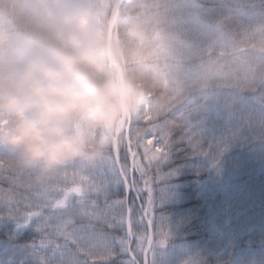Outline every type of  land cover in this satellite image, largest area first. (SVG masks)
Wrapping results in <instances>:
<instances>
[{"label": "trees", "instance_id": "1", "mask_svg": "<svg viewBox=\"0 0 264 264\" xmlns=\"http://www.w3.org/2000/svg\"><path fill=\"white\" fill-rule=\"evenodd\" d=\"M92 3L95 21L107 34L106 22L111 10L105 11L104 5L99 10L101 0H92ZM196 16H201L202 23H196ZM217 29L229 41L227 38L217 40ZM112 47L118 53L120 67L137 78V88L144 93L140 114L130 122L129 139L134 140L137 134L145 136L149 130L170 121L179 124L181 116L188 117L200 109L211 93L206 88L208 72L203 69L208 66L209 70L217 61L222 65L226 79L222 86L226 99L236 95L235 106L251 117L261 110L259 100L264 97V0H152L151 6L145 0H123ZM245 74L249 77L248 84L237 90L236 84ZM226 122L228 120L224 119L223 132H230L231 139L228 142L222 137V142L227 141L228 146L217 147L211 137L203 139V144L211 151H195L178 145L162 171L174 174L171 182L180 186L177 192L182 193L183 201H186L182 205L192 208L194 221L184 238L186 243H197L202 264H249L253 256L259 260L258 264H264V130L255 123L246 133L247 141L243 134L235 135ZM178 134V129L173 132L174 137ZM124 144L120 149L121 157ZM223 148H226L224 157L229 158L230 165L234 171L239 170V175L233 179L225 176L222 183L213 180L216 173L213 167L219 162L216 152ZM0 149L7 150L3 146ZM130 161L131 158L129 166ZM157 177L153 175V188L158 194L163 184L157 183ZM132 179L145 188L138 171H132ZM225 188L233 194L232 204L226 208L219 193ZM123 189L113 187L107 194L108 203L126 198ZM141 195L144 200L140 201L146 206L147 192ZM132 197L137 207L132 208L133 220L134 214L137 212L139 216L140 213L136 198ZM104 199L102 195L97 202L103 206ZM179 205L180 202L166 204L164 213H175ZM125 206L119 210L121 206L115 205L113 214L119 218L123 212L127 220ZM207 215L217 218V227L206 232L202 219ZM116 229L119 228L105 230L111 231L113 236L119 235V231L125 236L126 226L115 233ZM37 239L38 233L33 226L20 227L16 220L0 215V264H35L32 245ZM217 241L230 247L231 257L217 258L213 251ZM201 249L209 253H202Z\"/></svg>", "mask_w": 264, "mask_h": 264}, {"label": "clouds", "instance_id": "2", "mask_svg": "<svg viewBox=\"0 0 264 264\" xmlns=\"http://www.w3.org/2000/svg\"><path fill=\"white\" fill-rule=\"evenodd\" d=\"M137 85L92 0H0V146L38 182L109 154L98 133L136 105Z\"/></svg>", "mask_w": 264, "mask_h": 264}, {"label": "snow or ice", "instance_id": "3", "mask_svg": "<svg viewBox=\"0 0 264 264\" xmlns=\"http://www.w3.org/2000/svg\"><path fill=\"white\" fill-rule=\"evenodd\" d=\"M259 107L264 110V97L259 100ZM206 110L207 107L201 111ZM179 119V124L170 121L134 142L130 138L124 144L123 157L121 146L117 145L92 166L73 162L39 182L31 171L19 167L12 153L0 149V215L16 220L20 227L35 228L38 233L32 245L35 264H97V261L100 264H156L155 249L158 245L166 246L169 233L158 227L153 216L152 173L162 177V170L170 163L178 145L195 151H211L202 143V124L194 123L193 117ZM177 129L179 134L174 137ZM141 156L146 163L141 162ZM132 171L139 172L145 188L131 179ZM120 185L126 193L134 188L137 200H144L141 193L147 192L146 206L139 205L140 215L135 222L155 231L140 233L135 250L129 247L136 235L132 231L133 220H126L123 212L119 218L112 212L115 205L121 208L127 205V199L112 204L107 200L108 192ZM102 195L103 206L97 202ZM127 211L131 214L132 207ZM125 226L124 237H115L105 230H123ZM124 256L130 258L124 259Z\"/></svg>", "mask_w": 264, "mask_h": 264}, {"label": "rangeland", "instance_id": "4", "mask_svg": "<svg viewBox=\"0 0 264 264\" xmlns=\"http://www.w3.org/2000/svg\"><path fill=\"white\" fill-rule=\"evenodd\" d=\"M184 1L188 2V0H184ZM192 1L194 0H191V2ZM114 2L115 0H101L99 10H101V6L104 5L105 11L108 10L112 11ZM145 2L149 3L151 6L152 0H145ZM194 12H196V10ZM103 15L105 16V13H103ZM195 20L197 24L202 23L201 16H196ZM106 23L108 25V22ZM216 33H217L216 34L217 40L223 41L224 39L227 38L229 41V38L227 36L221 35V30L217 29ZM234 50L237 51L236 48H234ZM207 68L209 67L207 66L203 70L208 72V76H207L208 86L206 88L209 89L211 93H209L205 104L200 109L188 115V117H193V122L197 120L198 123L202 124V127L200 128L202 143L204 138L211 137L212 142H214L217 147L220 145L222 146L229 145L228 142L231 139V137H230V132L229 133L223 132L224 119L228 120V122H226V125H231L233 131H235V135L243 134V138L246 137L248 139L246 133L251 131L255 123H257L259 127L264 130V118H262V116H264V113H262V111L264 110L262 109L259 110V113L257 115L251 114L252 116H254L251 117L248 116L247 113L243 112L239 108V106L237 108L235 106L236 95L233 94L234 96H230L228 99H226V96L223 93L222 86L226 83V81H224L226 79L224 78L222 65L217 61L212 68H210L209 70ZM188 72L189 74H192V71L189 70ZM246 76L247 75L245 74L241 78V82H239V84H236L237 90H242L244 86H247L249 77L246 78ZM228 78L229 77H227V79ZM227 82H229V79ZM191 83L189 87L191 86ZM230 84L233 85L232 83ZM136 95L138 96V102L132 109L128 110L130 115V121L134 116L138 117L141 111V104L144 93L139 88H137ZM205 107H207V110L201 111ZM225 113H227L226 117H225ZM120 121H121V116L113 124L112 127L103 129L100 131V133H98L99 137L102 138L108 144L110 152L112 150V142L115 137L116 130L119 127ZM123 134L124 133H121L120 135L119 146H122L124 144ZM140 137L143 136L142 135L138 136V134L135 135V139H138ZM222 137L226 138L228 142L226 140H225L226 142H222ZM246 138L245 140H247ZM135 139L133 140V142L135 141ZM226 148H223L222 150L219 149L220 152L219 151L216 152V160H218L219 162L217 163L215 162V167H213L216 169V173L214 174L213 177V180L215 182L223 183V177L228 176L227 179H233L234 177H238L239 175V170L236 169L234 171V169L230 165L229 158H225L223 155ZM138 151L142 152V149H139ZM123 154H124V150L122 151V155ZM139 159L141 160L142 163H146V161L143 160L142 156L139 157ZM128 164H129V160H128ZM154 174L155 172L153 171L152 176ZM161 175H162L161 178L157 177V183L160 184L162 182L163 184L160 190L158 191V194L157 192H155L153 188V183L151 184V187L153 189L152 195L154 201L153 216L157 218L158 227L168 232L169 236L167 239L166 246L158 245L155 249L156 264H202V258L200 252L198 251L197 243L194 242L193 244H190L185 242V238H186L185 232L190 231L189 228L191 227V224L194 221L192 208L189 206L182 205L186 201H183L182 193L180 194L177 192L180 186L175 185L173 184V182H171L174 179V177L172 178V175L174 176V174L169 172L166 173V171H162ZM121 187L124 188L123 185L119 186V188ZM123 191L122 192L124 193L125 196L128 195L125 192V188L123 189ZM230 191H231L230 189H226V188L219 190V193L222 195L220 200H224L222 204H225V208L230 207L232 204L233 194L230 193ZM124 199L125 197H122L117 200H124ZM130 200H129V204L131 205V207L133 209L137 208L135 200L132 196ZM178 202H180L178 211H175V213L173 214L164 213L163 207L166 204L168 203L178 204ZM125 207L126 206H124L123 208H119V210H123L125 209ZM210 216L212 218H210L207 215L205 218L202 219V225L204 227L203 230H206V232L207 230H212L213 228L217 227V218L214 217V215H210ZM138 218L139 216L136 212L133 216V224H132V231L136 234L133 236L136 240L135 244L133 242L134 244V246H132L133 250L136 249V245L139 242L138 241L139 234L148 231V229H146L142 224L135 222ZM224 223L226 222L224 221ZM117 230L119 229H116L115 233L117 232ZM154 231L155 229H153V232ZM118 234L119 235H115V237H124V234H122V232L119 231ZM187 237H189V234H187ZM176 239H179V241H175ZM213 251L217 254V258H219V256L221 257L222 255H226L225 257L228 256L227 258L231 257L230 247L223 246L218 241L217 244L213 247ZM201 252L209 253L206 249L205 250L201 249ZM136 258L142 260V256H137ZM249 262H250L249 264H258L259 260L257 261L253 256L252 258H250ZM212 264H216V262H212Z\"/></svg>", "mask_w": 264, "mask_h": 264}, {"label": "water", "instance_id": "5", "mask_svg": "<svg viewBox=\"0 0 264 264\" xmlns=\"http://www.w3.org/2000/svg\"><path fill=\"white\" fill-rule=\"evenodd\" d=\"M122 1L123 0H115L114 8H113L111 16H110L109 27H108V37H109L111 45H112L113 31H114V27H115L118 11H119V8L121 7ZM121 116H122V118H121L119 127L116 130V136H115V139L113 141V148L118 145L119 136H120V134L122 132H124V130H125V133H126V138L128 137L129 127H126L127 119L129 118L128 111L124 112ZM130 191L135 192L133 188H130L127 191L128 195H129ZM140 204L141 203L138 200V205H140ZM129 218H130V213H128V219ZM148 231H153V229L152 230L148 229ZM131 246H132V243H130L129 247L131 248Z\"/></svg>", "mask_w": 264, "mask_h": 264}]
</instances>
